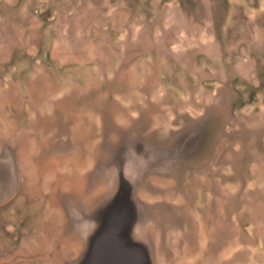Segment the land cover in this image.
Segmentation results:
<instances>
[{
    "label": "rangeland",
    "instance_id": "obj_1",
    "mask_svg": "<svg viewBox=\"0 0 264 264\" xmlns=\"http://www.w3.org/2000/svg\"><path fill=\"white\" fill-rule=\"evenodd\" d=\"M242 17L226 0H0V264L77 262L78 219L124 176L157 264H264V22ZM199 120L209 145L168 153Z\"/></svg>",
    "mask_w": 264,
    "mask_h": 264
},
{
    "label": "water",
    "instance_id": "obj_2",
    "mask_svg": "<svg viewBox=\"0 0 264 264\" xmlns=\"http://www.w3.org/2000/svg\"><path fill=\"white\" fill-rule=\"evenodd\" d=\"M124 177L116 190L78 219L77 225L89 231L74 264H157L154 248L138 233L144 216L133 184Z\"/></svg>",
    "mask_w": 264,
    "mask_h": 264
},
{
    "label": "flooded vegetation",
    "instance_id": "obj_3",
    "mask_svg": "<svg viewBox=\"0 0 264 264\" xmlns=\"http://www.w3.org/2000/svg\"><path fill=\"white\" fill-rule=\"evenodd\" d=\"M192 121H195V120H192ZM210 127L207 123H204L202 120H199L197 121V123L189 126L187 129H185L183 131V133L181 132H178L177 134H179L178 136H173V146L171 147H167V152L170 153V154H173V155H178L176 156L177 158L179 157L180 155V151H173V150H176L177 147H184L185 149L186 148H189V151L185 150L183 151L182 153V156H184V158H188L191 154H193V152H199L201 149H203V146L204 148L207 147V145H209L210 141L208 140L211 136H209L210 134ZM198 133V136L197 138L196 137H191V135L193 133ZM191 137V138H190ZM196 138V139H195ZM162 151H165V149L163 148H158L157 149V156L153 157V161H157L159 164L162 163V161H164V157H163V152ZM138 153V156L137 158H139L138 161H141L142 159H144L143 157H145L143 155L142 152H136ZM46 158L48 161H46V164H47V167L52 169V166H51V158L53 157L52 154H46ZM55 158V157H54ZM175 158V156H174ZM173 158V159H174ZM143 161V160H142Z\"/></svg>",
    "mask_w": 264,
    "mask_h": 264
},
{
    "label": "crops",
    "instance_id": "obj_4",
    "mask_svg": "<svg viewBox=\"0 0 264 264\" xmlns=\"http://www.w3.org/2000/svg\"><path fill=\"white\" fill-rule=\"evenodd\" d=\"M228 9H236L243 14L242 20L255 24L264 22V0H226ZM254 15V16H253ZM249 16H253L250 19ZM262 21V22H261Z\"/></svg>",
    "mask_w": 264,
    "mask_h": 264
}]
</instances>
